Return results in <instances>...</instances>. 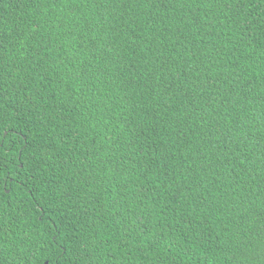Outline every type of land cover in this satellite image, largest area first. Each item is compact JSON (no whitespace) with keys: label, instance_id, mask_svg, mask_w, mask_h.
I'll return each instance as SVG.
<instances>
[{"label":"trees","instance_id":"obj_1","mask_svg":"<svg viewBox=\"0 0 264 264\" xmlns=\"http://www.w3.org/2000/svg\"><path fill=\"white\" fill-rule=\"evenodd\" d=\"M0 264H264V0H0Z\"/></svg>","mask_w":264,"mask_h":264},{"label":"snow or ice","instance_id":"obj_2","mask_svg":"<svg viewBox=\"0 0 264 264\" xmlns=\"http://www.w3.org/2000/svg\"><path fill=\"white\" fill-rule=\"evenodd\" d=\"M23 3H35V0H22ZM105 0H100V3H104ZM108 3H115L117 0H107ZM119 2H124V0H119ZM194 2V0H192ZM223 4H229V3H240L242 0H220ZM0 75H2V72H0ZM4 118V115L2 112H0V120ZM261 227L264 228V216L261 217Z\"/></svg>","mask_w":264,"mask_h":264},{"label":"water","instance_id":"obj_3","mask_svg":"<svg viewBox=\"0 0 264 264\" xmlns=\"http://www.w3.org/2000/svg\"><path fill=\"white\" fill-rule=\"evenodd\" d=\"M44 264H47L46 262Z\"/></svg>","mask_w":264,"mask_h":264}]
</instances>
